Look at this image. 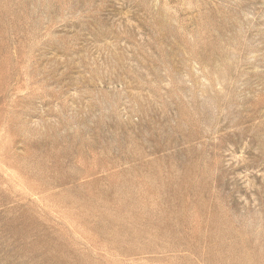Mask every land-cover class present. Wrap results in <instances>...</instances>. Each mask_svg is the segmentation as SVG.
<instances>
[{"label": "rangeland", "instance_id": "1", "mask_svg": "<svg viewBox=\"0 0 264 264\" xmlns=\"http://www.w3.org/2000/svg\"><path fill=\"white\" fill-rule=\"evenodd\" d=\"M0 264H264V0H0Z\"/></svg>", "mask_w": 264, "mask_h": 264}]
</instances>
